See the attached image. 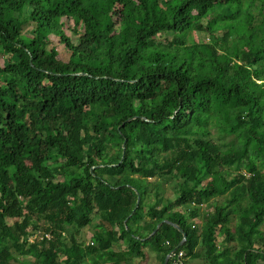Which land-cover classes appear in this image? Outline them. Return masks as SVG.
Masks as SVG:
<instances>
[{
  "label": "trees",
  "instance_id": "trees-1",
  "mask_svg": "<svg viewBox=\"0 0 264 264\" xmlns=\"http://www.w3.org/2000/svg\"><path fill=\"white\" fill-rule=\"evenodd\" d=\"M7 54L0 264L264 263V0H0Z\"/></svg>",
  "mask_w": 264,
  "mask_h": 264
},
{
  "label": "rangeland",
  "instance_id": "rangeland-1",
  "mask_svg": "<svg viewBox=\"0 0 264 264\" xmlns=\"http://www.w3.org/2000/svg\"><path fill=\"white\" fill-rule=\"evenodd\" d=\"M257 13V12H256ZM68 23H69V26H68V28L65 26V30H66V32L69 34V35H72V33H73V29H72V27H73V21L72 20H68ZM25 30L26 31H28L29 30V27H27V28H25ZM55 42H56V44H57V40H55ZM59 43V42H58ZM65 45L64 44H62V43H59L58 44V49H59V52H60V55L63 57V58H65L66 56H67V52H66V50H65ZM9 54H7L6 56H4L3 58H1L0 59V61L1 62H3V61H5V60H7L8 58H9ZM168 188H167V190H169V192H171V188H170V186H167ZM224 200H225V196H220V197H218V198H215V199H213V202L214 201H216V202H219V203H222V202H224ZM203 207H204V209H206V210H208V209H212V206H211V203H207V204H204L203 205ZM10 222H11V220H10ZM234 222V221H233ZM263 228H264V225L262 226ZM93 226H88V227H85L79 234H78V238H79V240H83V239H86L87 237H89L92 233H93ZM87 240V239H86ZM150 254H149V258L148 259H146V261H143V263L142 262H140L141 264H155L154 262H155V260H156V258H155V254L153 253V252H149ZM138 260H140V259H138ZM137 260V261H138ZM139 262V261H138ZM15 264H20V263H15ZM156 264H159V263H157L156 262ZM194 264H203V262H201V261H199V260H196L195 261V263ZM262 264H264L263 262H262Z\"/></svg>",
  "mask_w": 264,
  "mask_h": 264
},
{
  "label": "water",
  "instance_id": "water-1",
  "mask_svg": "<svg viewBox=\"0 0 264 264\" xmlns=\"http://www.w3.org/2000/svg\"><path fill=\"white\" fill-rule=\"evenodd\" d=\"M163 222H170L171 224H173L174 226H176L183 233L184 236H183V239H182L181 243L186 240V238H187L186 237V235H187L186 231H184L183 228L180 227V225H178L177 223L171 222L168 219H164L161 222H159L158 225H157V227H156V229L149 235V237L151 235H153L158 230V228L162 225ZM173 251H174V249L170 253H168V255L166 256L165 261H164L163 264H168L169 258L171 257V254H172Z\"/></svg>",
  "mask_w": 264,
  "mask_h": 264
},
{
  "label": "built area",
  "instance_id": "built-area-1",
  "mask_svg": "<svg viewBox=\"0 0 264 264\" xmlns=\"http://www.w3.org/2000/svg\"><path fill=\"white\" fill-rule=\"evenodd\" d=\"M47 236H50V234H47ZM168 262V264H185L183 260V251H177L174 249Z\"/></svg>",
  "mask_w": 264,
  "mask_h": 264
},
{
  "label": "crops",
  "instance_id": "crops-1",
  "mask_svg": "<svg viewBox=\"0 0 264 264\" xmlns=\"http://www.w3.org/2000/svg\"><path fill=\"white\" fill-rule=\"evenodd\" d=\"M155 264H156V260H155V262H154Z\"/></svg>",
  "mask_w": 264,
  "mask_h": 264
}]
</instances>
